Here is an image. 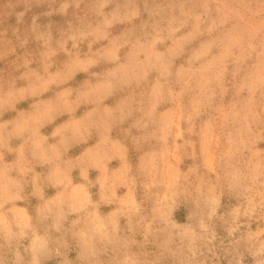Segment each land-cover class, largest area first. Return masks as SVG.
Returning a JSON list of instances; mask_svg holds the SVG:
<instances>
[{
  "label": "rangeland",
  "instance_id": "obj_1",
  "mask_svg": "<svg viewBox=\"0 0 264 264\" xmlns=\"http://www.w3.org/2000/svg\"><path fill=\"white\" fill-rule=\"evenodd\" d=\"M0 264H264V0H0Z\"/></svg>",
  "mask_w": 264,
  "mask_h": 264
}]
</instances>
